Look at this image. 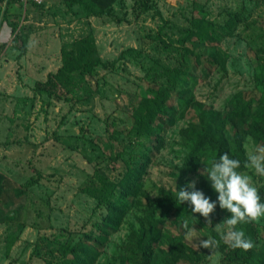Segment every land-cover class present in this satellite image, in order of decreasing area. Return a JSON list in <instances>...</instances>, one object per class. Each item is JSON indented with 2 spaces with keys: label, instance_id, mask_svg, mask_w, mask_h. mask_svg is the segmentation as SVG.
I'll return each instance as SVG.
<instances>
[{
  "label": "rangeland",
  "instance_id": "rangeland-1",
  "mask_svg": "<svg viewBox=\"0 0 264 264\" xmlns=\"http://www.w3.org/2000/svg\"><path fill=\"white\" fill-rule=\"evenodd\" d=\"M147 4H154L161 18L144 11ZM193 6L206 11L213 23L223 25L233 17L238 23L216 44L190 45L185 38ZM9 21L21 37L17 47L26 50L19 56L20 50L12 47L9 27V38L0 43V171L25 186L26 197L18 215L0 223V264H58L64 249L89 233L97 235L105 208L87 190L99 187L98 176L117 181L131 152H143L149 160L141 197L151 200L159 189L174 186L175 168L186 153L180 130L196 121L197 112L175 114L171 126L159 119V139L149 143L130 132L131 108L148 87L169 85L163 69L182 71L184 48L193 49L199 59L188 55L181 84L206 108L223 110L239 91L246 100L259 96L254 73L264 57V0H117L110 15L100 17L87 16L79 6L69 9L60 0H20L9 8ZM90 36L108 68L75 72L67 84L52 78L40 85L61 67L62 51L76 49ZM212 47L226 53L224 70L211 59ZM176 96L177 88L171 87L169 105ZM110 125L118 131L115 148L123 150L115 158L107 136ZM257 146L247 139L246 156ZM244 172L252 175L257 189L264 185V176L248 168ZM193 180L196 185V176L188 183ZM212 214L211 224L205 220L188 226L172 215L163 231L184 233L186 244L198 252L204 248L201 241L212 239L211 229L222 239L229 230L223 223L229 212ZM140 217L132 208L105 242H89L99 253L96 264L118 261L127 225L138 227ZM255 222L263 226L264 217ZM202 264H221L217 245L206 248Z\"/></svg>",
  "mask_w": 264,
  "mask_h": 264
},
{
  "label": "trees",
  "instance_id": "trees-1",
  "mask_svg": "<svg viewBox=\"0 0 264 264\" xmlns=\"http://www.w3.org/2000/svg\"><path fill=\"white\" fill-rule=\"evenodd\" d=\"M66 7L71 9L79 6L87 16H108L117 0H60ZM20 0H0L3 5L2 17L8 14V8L18 6ZM28 2V1H27ZM32 5L35 2L32 1ZM144 11L153 10L155 15H161L154 4H147ZM189 31L185 40L190 44L204 46L205 43H218L222 38L231 34L232 29L238 23V18H230L225 24L219 25L206 18V11L193 6L190 17L187 19ZM9 27L13 33L12 47L20 50L19 56L24 54L25 46L17 47L21 40L16 32L17 26L9 21ZM182 53L181 69H163L162 73L167 76L169 85H155L146 89V93L132 106L134 126L132 134L138 138L159 139L162 120L172 125L175 114L183 117L188 109L197 112L196 121L189 122L180 130V138L186 148L180 166L175 168V184L173 187L161 188L157 196L148 199L141 197L142 177L144 176L149 162L146 155L131 152L124 161L125 169L117 181H108L98 176L99 187L87 190L98 203L105 208V215L97 225L98 234L89 233L82 241H78L63 250V259L58 264H96L99 253L90 246V241L105 242L109 237L110 230L120 227L126 220L129 210L132 208L140 212L138 227L128 223L124 240L121 244L122 254L118 261L111 264H202L206 256V248L196 252L184 241V233L167 234L163 231L166 220L173 216L179 217L186 226L192 223H202L206 219L199 213L191 212L188 202L181 204L176 198V190L186 187L190 176H196V189L201 190L211 200H216L217 194L212 190L210 182L206 179L205 165L228 152L234 158L241 160V170H245L244 162L247 156L244 151V142L250 139L255 145H264V57H259L254 73L255 90L259 92L257 99L246 100L242 92H237L230 97L223 110L206 108L196 101L191 91L182 86V76L185 69V60L189 54L199 55L193 49L184 48ZM210 57L221 70L225 69L226 53L218 47L210 49ZM264 56V50L262 49ZM110 64L103 62L99 57L94 39L86 37L82 39L77 48L70 51H62V65L55 74L49 73L45 83L56 78L63 84L70 81L71 74H93L97 67L108 68ZM112 66V64H111ZM181 86V87H180ZM171 87L177 88V98L174 105H169ZM107 136L110 145L116 152L122 153L118 148V131L107 127ZM115 144L117 148H115ZM161 144L156 145V149ZM118 153V154H119ZM261 199L264 200V185L258 188ZM26 197V187L16 185L0 171V223L11 221L22 210L23 199ZM221 209L217 204L214 209ZM211 221L215 217L210 213ZM246 235L252 239L254 247L249 250L233 249L211 229L212 239L217 241L221 253V264H264V225H258L255 220L241 225Z\"/></svg>",
  "mask_w": 264,
  "mask_h": 264
},
{
  "label": "clouds",
  "instance_id": "clouds-1",
  "mask_svg": "<svg viewBox=\"0 0 264 264\" xmlns=\"http://www.w3.org/2000/svg\"><path fill=\"white\" fill-rule=\"evenodd\" d=\"M244 166L254 174L264 176V145L257 146L248 154ZM241 167L240 159L224 152L212 160L210 166L205 165L203 172L217 194L216 200H211L201 190L196 189L195 180L179 191L176 190V198L181 204L188 202L192 206L191 212L199 213L209 224L212 222L210 213L217 204L221 209L227 210L230 216L223 223L230 227L223 239L233 249L249 250L254 247V243L239 226L264 217V200L261 199L252 175L242 171ZM216 245L215 239L200 242V246L209 249H214Z\"/></svg>",
  "mask_w": 264,
  "mask_h": 264
},
{
  "label": "crops",
  "instance_id": "crops-1",
  "mask_svg": "<svg viewBox=\"0 0 264 264\" xmlns=\"http://www.w3.org/2000/svg\"><path fill=\"white\" fill-rule=\"evenodd\" d=\"M3 5L0 4V43L5 42L9 38V8L6 17H2ZM1 110L3 108H0Z\"/></svg>",
  "mask_w": 264,
  "mask_h": 264
}]
</instances>
